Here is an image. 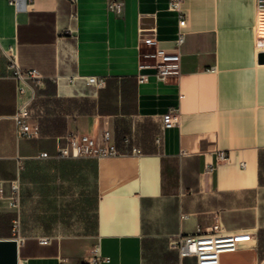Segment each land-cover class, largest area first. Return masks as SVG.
Segmentation results:
<instances>
[{"label":"crops","instance_id":"0c3cea01","mask_svg":"<svg viewBox=\"0 0 264 264\" xmlns=\"http://www.w3.org/2000/svg\"><path fill=\"white\" fill-rule=\"evenodd\" d=\"M22 2L0 0V240L15 239L11 182L41 162L63 169L37 159L55 156L58 138L109 131L121 154L86 160L96 177L95 235L48 245L39 239L49 236L19 238L18 264H89L95 247L110 259L103 264H196L171 242L215 225L252 235L221 264H264V5L182 0L186 34L176 47L181 18L170 0H123L121 14L107 0ZM142 29L180 53L179 74L160 82L140 69L153 50ZM15 46L21 65L44 77L32 138L17 136L13 118L25 98L3 51ZM140 74L150 75L146 83ZM172 111L179 125L164 129Z\"/></svg>","mask_w":264,"mask_h":264},{"label":"built area","instance_id":"2783aa9c","mask_svg":"<svg viewBox=\"0 0 264 264\" xmlns=\"http://www.w3.org/2000/svg\"><path fill=\"white\" fill-rule=\"evenodd\" d=\"M19 8L22 6V0H14ZM182 0H170L169 9L180 14L179 29L177 32L176 47L183 44L185 40L186 19L182 16ZM259 6L264 5V0H257ZM123 0H107L109 12L121 14L123 9ZM141 43L153 48L147 56L152 59V64H142L140 69L152 68V76L158 81L165 82L172 75L180 72V53L178 51H169L159 45L156 31L140 30ZM8 61V70L12 78L17 83V92L20 97L25 98L17 113L14 115L16 124V134L18 137L32 138L30 121L32 120V104L37 99V88L43 83L44 77L37 69L24 68L19 59L18 47H11L3 51ZM149 74H140L139 82L146 83ZM86 84L96 88H102L105 80L98 77H87ZM28 96V97H27ZM179 125V115L173 111L164 117V129L174 128ZM128 142V140H126ZM161 142V139H158ZM139 153L138 150H134ZM116 144L112 142V135L105 131L101 137L97 138L90 135L81 134L77 131L70 132L66 136L57 139V153L50 156L48 153H41L37 156L38 160H62V159H82L92 158L99 160L104 157H115L120 155ZM227 159V153L220 152L218 161ZM8 206L12 210H18L21 204V186L20 179L11 182V194L7 198ZM17 222L14 223V235L17 231ZM252 235L249 232H226L220 225H215L210 231L202 232L198 229L193 234L181 235L176 241L171 242V246L176 249L181 258H194L196 264H221V256L226 253L236 252L240 246L251 240ZM19 242V238H15ZM52 238L45 237L39 239L42 245H48ZM109 258L101 256L99 248L95 247L93 256L89 259V264L108 263Z\"/></svg>","mask_w":264,"mask_h":264},{"label":"rangeland","instance_id":"374dc122","mask_svg":"<svg viewBox=\"0 0 264 264\" xmlns=\"http://www.w3.org/2000/svg\"><path fill=\"white\" fill-rule=\"evenodd\" d=\"M82 159L56 160L36 165L20 180L21 204L12 210L17 222L15 238L34 236H94L97 219L96 177L94 165ZM83 165H69L68 161Z\"/></svg>","mask_w":264,"mask_h":264},{"label":"water","instance_id":"95a60500","mask_svg":"<svg viewBox=\"0 0 264 264\" xmlns=\"http://www.w3.org/2000/svg\"><path fill=\"white\" fill-rule=\"evenodd\" d=\"M261 61H264V55L261 56ZM0 264H18L16 239L0 240Z\"/></svg>","mask_w":264,"mask_h":264}]
</instances>
